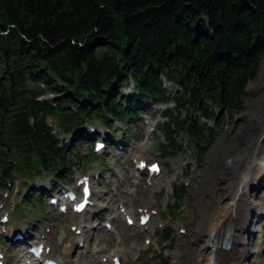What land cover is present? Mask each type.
I'll return each mask as SVG.
<instances>
[{
    "label": "trees",
    "instance_id": "1",
    "mask_svg": "<svg viewBox=\"0 0 264 264\" xmlns=\"http://www.w3.org/2000/svg\"><path fill=\"white\" fill-rule=\"evenodd\" d=\"M263 56L264 0H0V178L15 169L70 178L79 155L59 135L135 119L118 98L129 80L132 98L175 105L161 124V158L180 152L181 130L200 156L215 111L242 109ZM163 78L178 91L167 93Z\"/></svg>",
    "mask_w": 264,
    "mask_h": 264
},
{
    "label": "rangeland",
    "instance_id": "2",
    "mask_svg": "<svg viewBox=\"0 0 264 264\" xmlns=\"http://www.w3.org/2000/svg\"><path fill=\"white\" fill-rule=\"evenodd\" d=\"M164 85L170 88V91H167L168 93L179 89L176 84L166 80H164ZM135 89L136 87L134 88L133 84L129 82L127 86L124 84L118 90H121L120 98H122L123 105L128 106L126 97L130 92H135ZM245 90L246 94L242 98L243 106L240 111L216 110L219 114L221 113L219 115L221 120L215 128L214 136L205 144V150L200 156H196L194 153L185 132H179L177 133L176 141L183 146L180 152L172 158H160L158 153L160 148L159 141L162 139L161 135L163 134L161 132V124L163 123L161 112L164 107L172 109V103L166 106H157L153 113H151V110L147 112V109L143 106L145 112L151 117V122H148V124L154 128L153 130L142 123L139 116H135L134 120H127L124 125L125 133H121L118 130L121 129L119 127L120 123L110 121L112 127L115 130L117 129L119 134L121 133L122 135L121 137L115 136V143L125 139L129 143V148L141 147L140 151L136 150L138 156L148 161L159 160L161 162L162 172L160 177L163 176L164 179H162L163 177L161 178L160 188L155 185H147L143 179L137 180L139 183L135 182V178L129 174L131 169L129 160L133 157V152L130 154L118 151L121 154L116 155L114 148L109 147V149L101 152L100 164H98L94 158L100 154H96L94 157L89 154L92 141L96 137L88 139V136L91 135L86 134L84 129L83 132L86 134V137L83 136L84 140L78 138V140L73 139L74 141H71L72 143L68 146L69 152H77L79 157L74 158L76 164L73 167L74 170L72 169L73 176L66 182L65 188L72 187L74 180L79 174L94 170L96 173H100H98L94 183L95 196L97 201H103L104 206L114 210L118 204H122L135 211L137 207L153 202L152 205L157 209V215L147 231H143L137 225L126 226L122 220L118 219L112 222L111 230L99 229L100 225L98 224V229L94 233L93 240L90 241L88 251L85 250L86 252L84 250H76L77 238L84 237V234L92 237V232H84V234L77 236L71 231L70 260L72 264H102L100 261L101 255H107L109 251L116 249L122 258V264H202V262H205L207 252L203 254L202 260L200 258L196 259L198 258V253L193 252L201 244L205 246V241L203 242V240H206L204 231L198 232L197 227L200 226L204 217L214 214L218 203L221 202L217 196L220 186V192H226L224 188L222 189L224 184H226L225 180L221 179L222 174L220 171L222 170V165L223 163L230 165V153L234 146L238 143H249V140H253V137L257 136L259 131L264 128V56L260 61L257 75L248 81ZM45 97L51 100L53 94L51 92L47 93ZM145 102L150 103L149 100ZM173 108L175 109V106ZM249 113L252 114L250 115ZM180 115L183 116L184 114L180 113ZM254 115L258 119L255 122L257 127L256 134L254 133V126L251 125L252 128H249L250 125L247 121L245 122L246 117L250 119L255 117ZM200 120L205 121L203 118H200ZM206 122L212 125V121ZM93 124L100 125L96 121ZM52 126L57 132L56 124L52 123ZM73 134L74 131L66 136V142L69 141ZM93 134L97 135L98 133L95 132ZM59 136L60 139L62 138L65 141V134H60ZM97 138H100V134L97 135ZM108 143L111 142L109 141ZM124 155L128 157H123V160L119 158ZM89 158L92 160L89 164H86ZM34 170L31 169L27 173L33 175ZM18 171L20 170H13L10 178H0L2 180V182L0 181V192L7 194L6 198L4 196L0 198V206H4L2 207V213L9 212V227L12 229L11 236L20 226L21 228L30 229L34 225V228L38 229H36L37 232L43 229H50L56 234V231L62 228L60 226L61 223L67 229L72 222L91 221L90 215L92 211L81 216L78 215L75 218L70 214L57 216V210L49 206L47 196L44 193L39 191L42 202L37 200L38 197L35 195H30L36 189L34 183L40 184L39 180L48 179L50 187L55 189L59 185H63L55 181L53 175L41 173L26 177ZM7 181L12 184L4 186L3 184ZM256 182H254V187L261 188L264 185V179ZM175 186L184 187V195L177 196L173 192ZM254 194L249 195V198L257 202L258 207L249 217L251 219V223L248 224L250 235L245 240V243L247 242L245 245L247 260H241V264H264V218L254 216L255 212H264V192H260L257 195ZM227 197L222 199V205H227L229 201L231 202L229 199L230 195H227ZM209 216L206 218L209 219ZM256 218L260 219L255 221ZM96 220L101 221L99 218ZM209 225L210 221L202 222V226H204L202 229L206 230V226L208 227ZM164 227L172 230L170 237L166 239H162L159 236V229L162 230ZM179 228H183L184 232H180ZM226 228L220 234L218 245L222 244ZM36 231L33 232L37 234ZM240 234H244V232L240 231ZM145 237L150 238L151 243L149 245H144ZM52 240L55 239L53 238ZM4 245L0 243V247L5 250L9 260L8 264H20L18 258L13 256V254L21 248V243H15L11 246H7L4 243Z\"/></svg>",
    "mask_w": 264,
    "mask_h": 264
},
{
    "label": "bare ground",
    "instance_id": "3",
    "mask_svg": "<svg viewBox=\"0 0 264 264\" xmlns=\"http://www.w3.org/2000/svg\"><path fill=\"white\" fill-rule=\"evenodd\" d=\"M246 121L250 125L249 128H252L251 125L254 126V133L256 134L257 127L255 122L258 121L256 116L250 119L246 117L245 122ZM75 140H78V138ZM230 158V165L223 163L222 170L220 171L223 176H221V179H224L226 182L222 189L224 188L227 193L220 192L221 186L219 189L217 188L219 191L217 196L221 202H217L218 205L217 209L214 210L215 212L213 211L214 214H211L210 216L207 215L209 216V219H207L208 217L206 216L207 218L204 217L202 221H210V225L208 227L206 226V230L202 229V227H204L202 226V222L200 226L197 227L198 232L202 230L206 235V240H203V242L205 241V246L201 244L193 251L194 253H198V258L196 259L200 258L201 260L203 259V254L207 252L206 260L204 263L202 262V264H209L211 260L214 261V264H241V260H247V250L245 248L247 242L245 243V240L248 239L250 235L248 224L251 223V219H249V217H251L252 213L258 207L257 202L250 199L249 195H253V193L257 195L260 192H264V185H262L261 188L254 187V182L264 179V128L259 131L257 136L253 137V140H249V143H238L234 146L230 153ZM160 175L161 173L155 177L154 181L158 187H160L162 183L161 178L163 176L160 177ZM162 179H164V177ZM227 195H230L229 199L231 202L229 201V203H227L228 206L222 205V199L228 198ZM143 207L147 206L144 205ZM150 208H153V205ZM254 216L264 218V212H255ZM259 219L260 218H256L255 221ZM60 226L66 234V237L61 244H56L54 240H52L55 237V232H53V230H51L49 234H41L44 235L43 239L46 244L52 247L47 257L60 260L62 264H72L70 260L71 233L69 229H66L67 231H65L66 227L63 223H61ZM225 227L227 228L224 235H226L231 248L228 250L221 246L217 247V245L214 247L210 246L208 243L214 239L215 241L219 239L220 234L224 231ZM34 229L36 231L37 228ZM240 231L244 232V234H240ZM241 235L243 236L241 237ZM48 239L50 242L53 241L52 245L49 243ZM105 264L111 263L109 261Z\"/></svg>",
    "mask_w": 264,
    "mask_h": 264
},
{
    "label": "snow or ice",
    "instance_id": "4",
    "mask_svg": "<svg viewBox=\"0 0 264 264\" xmlns=\"http://www.w3.org/2000/svg\"><path fill=\"white\" fill-rule=\"evenodd\" d=\"M141 167H143V165H141ZM152 171H158V168H157L155 165H153V166H152ZM145 219H146V218H145ZM131 222H132V221L130 220L129 223H131ZM141 222L143 223L144 220H142Z\"/></svg>",
    "mask_w": 264,
    "mask_h": 264
},
{
    "label": "water",
    "instance_id": "5",
    "mask_svg": "<svg viewBox=\"0 0 264 264\" xmlns=\"http://www.w3.org/2000/svg\"><path fill=\"white\" fill-rule=\"evenodd\" d=\"M62 237H63V231L61 230V231H59V234L57 236V239L60 241L62 239Z\"/></svg>",
    "mask_w": 264,
    "mask_h": 264
}]
</instances>
